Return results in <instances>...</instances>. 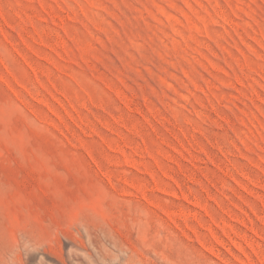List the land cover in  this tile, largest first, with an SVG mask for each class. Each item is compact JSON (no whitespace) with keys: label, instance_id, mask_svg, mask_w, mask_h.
<instances>
[{"label":"rangeland","instance_id":"1","mask_svg":"<svg viewBox=\"0 0 264 264\" xmlns=\"http://www.w3.org/2000/svg\"><path fill=\"white\" fill-rule=\"evenodd\" d=\"M0 264H264V0H0Z\"/></svg>","mask_w":264,"mask_h":264}]
</instances>
